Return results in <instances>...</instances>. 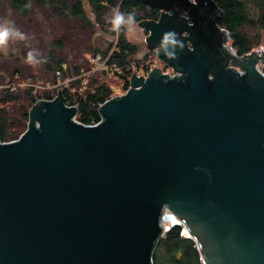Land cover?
<instances>
[{"label": "water", "instance_id": "95a60500", "mask_svg": "<svg viewBox=\"0 0 264 264\" xmlns=\"http://www.w3.org/2000/svg\"><path fill=\"white\" fill-rule=\"evenodd\" d=\"M139 1L177 74L133 73L96 124L34 103L0 140V264H155L179 223L206 264H264V51L237 54L215 0Z\"/></svg>", "mask_w": 264, "mask_h": 264}, {"label": "trees", "instance_id": "16d2710c", "mask_svg": "<svg viewBox=\"0 0 264 264\" xmlns=\"http://www.w3.org/2000/svg\"><path fill=\"white\" fill-rule=\"evenodd\" d=\"M5 1H7L5 3ZM83 0H0V4L9 6L13 11L20 15H27L36 8L44 10L48 16L65 14L66 10L80 19L87 20V14L83 8ZM223 10V16L219 21L221 27L230 31V42L228 44L239 55H244L254 51L257 47L263 46L264 51V0H215ZM95 12L97 23L102 22L103 18L110 15L107 24L112 26L111 20L114 16V9L119 7V12L127 16L128 13H135V21L149 19L157 12L147 4L139 0H89ZM26 5H30L26 7ZM92 45H89V48ZM137 49V45L130 42L126 37L124 25L120 26L119 39L115 48L110 53L109 64H117L121 67V72H116L126 80V88L130 83L128 75L133 73L130 58ZM103 52L107 54L109 48L103 49L99 46L93 49V54ZM103 54V55H104ZM39 62L49 72L57 77H68L79 74L82 71V63L78 58L72 61L67 55V44L65 37H55L51 41L48 50L37 52ZM108 55V54H107ZM105 57V56H104ZM12 74V82L30 81L34 75L23 73L18 68ZM42 83L41 79H37ZM3 84L4 79L0 80ZM33 82V81H31ZM74 84L77 81L73 82ZM32 85L19 86L11 90L10 86L0 91V140L10 141L16 139L27 128L29 111L40 99H51L55 95L48 90H38L34 92ZM113 86L106 82L96 81L87 90H78L74 93L72 102L67 98L69 89H64L66 103L78 106L76 118L85 124H93L101 119L99 113L100 104L112 98ZM183 225L173 224L166 230L154 253V263L157 264L159 258L158 249L161 245L169 246L171 263L165 264H206L197 243L191 237L183 235ZM161 253V252H160ZM169 258V259H170Z\"/></svg>", "mask_w": 264, "mask_h": 264}, {"label": "rangeland", "instance_id": "374dc122", "mask_svg": "<svg viewBox=\"0 0 264 264\" xmlns=\"http://www.w3.org/2000/svg\"><path fill=\"white\" fill-rule=\"evenodd\" d=\"M82 2L84 11L87 14V20L74 16L68 9L65 14L60 13L56 17L48 16L40 8H36L23 16L13 11L9 6L0 4V23L14 26L25 37L24 39L9 37L6 46L0 49V80H5L3 84L0 82V91L9 86L14 91L16 87L32 85L35 88L34 92L48 90L56 96L58 94L57 90H62L64 94V89H69L68 95L70 96L67 99L72 102L73 99L71 98L74 97V93L78 90H87L94 82L104 81L113 86L112 95L114 97L126 93L128 90L126 88V80L122 76L115 74L117 71L121 72L122 68L118 67L117 64L108 65L105 61L93 58V49L97 46L103 49L109 48L107 54L112 52L119 39L120 29L113 30V27L107 24L106 20H110V15L103 18V23H97L95 12L89 0H83ZM113 11L114 13L119 11V7H116ZM124 28L127 39L137 45L136 51L131 55L129 64L131 69L133 68V73H144L155 65H160L165 69L169 68L158 57L157 50L150 49L147 46L145 38L149 35V32L140 26L139 21L134 20L133 24L124 25ZM59 36L65 37L67 56L72 61H76L78 58L79 63H82V71L79 74L65 78L56 77L54 73L47 71L40 62L35 65L25 62L29 52H34L36 55L37 52L43 49L48 50L51 41ZM89 45H92V47L89 48ZM262 50L263 46L255 49V51ZM97 53L104 54L103 52ZM36 59L39 61L37 55ZM260 66L264 71L263 62H260ZM17 68L22 70L23 73L34 75V79H30L27 82L9 83L12 80V74H15L14 70ZM131 75H128L129 83ZM37 79H41L42 83ZM74 81H77V83L74 84ZM71 102L68 101V103ZM168 247L167 245H161L158 249L161 253L159 252L158 254L159 260L157 264L171 263Z\"/></svg>", "mask_w": 264, "mask_h": 264}, {"label": "clouds", "instance_id": "9594fccd", "mask_svg": "<svg viewBox=\"0 0 264 264\" xmlns=\"http://www.w3.org/2000/svg\"><path fill=\"white\" fill-rule=\"evenodd\" d=\"M30 5H26L28 7ZM135 13H128L125 16L124 13L116 11L111 20L113 30H119L121 25H131L134 23ZM173 34L169 33L165 35V41L169 42ZM9 37H18L24 39V34L21 33L14 26H10L6 23H0V49L4 48L7 44ZM172 58H176V55H173ZM26 63L35 65L39 61L36 59L34 52H29L26 58Z\"/></svg>", "mask_w": 264, "mask_h": 264}, {"label": "built area", "instance_id": "2783aa9c", "mask_svg": "<svg viewBox=\"0 0 264 264\" xmlns=\"http://www.w3.org/2000/svg\"><path fill=\"white\" fill-rule=\"evenodd\" d=\"M105 56V57H104ZM109 57H110V54H108V55H103V54H101V53H97V54H95V56H93V58H98V59H100L101 61H105L106 62V64H108L109 65ZM157 66H159V67H161L162 69H163V71L164 72H167V73H169V74H171V75H176L177 74V72H175L172 68H163L162 66H160V65H155V66H152L149 70H147V71H145L144 73H141V74H143V75H148V73L154 68V67H157ZM139 75H140V73H138ZM104 103V102H103ZM103 103H101L100 104V106L103 104ZM68 105H71V104H69V103H67ZM77 119V118H76ZM100 121V120H99ZM99 121H97V122H95V123H93V124H96V123H98Z\"/></svg>", "mask_w": 264, "mask_h": 264}, {"label": "flooded vegetation", "instance_id": "af4514ba", "mask_svg": "<svg viewBox=\"0 0 264 264\" xmlns=\"http://www.w3.org/2000/svg\"><path fill=\"white\" fill-rule=\"evenodd\" d=\"M149 7L152 8L155 11V13L157 12V14L156 15H153V17H151V18L158 19L159 16H160V14L162 13V10L161 9H157V8H153L151 6H149ZM181 13H184V12H181Z\"/></svg>", "mask_w": 264, "mask_h": 264}, {"label": "bare ground", "instance_id": "6f19581e", "mask_svg": "<svg viewBox=\"0 0 264 264\" xmlns=\"http://www.w3.org/2000/svg\"><path fill=\"white\" fill-rule=\"evenodd\" d=\"M260 65V64H259ZM260 69H261V66H260ZM262 70V69H261ZM263 71V70H262ZM264 72V71H263ZM37 81V80H36ZM38 82V81H37ZM34 88V87H33ZM114 96H112V98H113ZM111 99V98H110ZM107 101V100H106ZM77 116V115H76ZM78 120V119H77ZM101 120V119H100Z\"/></svg>", "mask_w": 264, "mask_h": 264}]
</instances>
